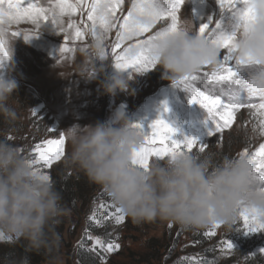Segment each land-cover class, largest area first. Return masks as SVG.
<instances>
[{
  "label": "clouds",
  "instance_id": "obj_1",
  "mask_svg": "<svg viewBox=\"0 0 264 264\" xmlns=\"http://www.w3.org/2000/svg\"><path fill=\"white\" fill-rule=\"evenodd\" d=\"M189 2L184 0V4ZM253 7L255 22L236 34L237 54L251 58L246 65L249 76L240 85L247 94L264 96V0H253ZM107 38L105 32L80 49L85 57L81 76H92L97 61L109 60ZM153 55L156 67L173 83L205 65L218 69L222 59L221 49L200 34L188 14H178L176 30L154 42ZM134 78L120 72L108 79L104 90L110 95L118 91L134 94L130 85ZM17 88L14 79L0 75V114L8 120L16 117L7 101ZM136 125L122 105L109 121L62 129L70 145L64 165L82 170L136 222L160 218L198 229L214 224L231 227L244 207L264 215V190L252 178L255 164L250 155L241 151L217 161L215 153L184 152L153 160L145 169L133 162L134 150L145 142L144 132ZM31 159L20 147L0 139V242L26 240L30 250L47 251L48 264H63L54 226L67 209L51 176L38 170Z\"/></svg>",
  "mask_w": 264,
  "mask_h": 264
},
{
  "label": "rangeland",
  "instance_id": "obj_2",
  "mask_svg": "<svg viewBox=\"0 0 264 264\" xmlns=\"http://www.w3.org/2000/svg\"><path fill=\"white\" fill-rule=\"evenodd\" d=\"M132 3L133 0H123L117 16L126 15ZM160 3L165 9H171L175 0H160ZM179 14L193 17L197 28L203 23H209L210 18L213 21H222L225 25L233 22L232 14L221 10L218 0H190L183 5ZM71 19L79 22L81 16L77 15ZM83 19L88 23L86 13ZM68 20L69 18L65 17V25ZM161 26L163 22L158 23L154 30H159ZM212 27L214 23L210 25V28ZM11 30L32 33L36 28L29 22H22L19 25H12ZM64 35L58 33L53 25L42 24L39 36L33 37L30 41H25L23 36L10 38L8 44L10 58L0 68V75L14 79L18 84L16 92L10 96L7 103L16 113L13 141L20 148L26 147V154L31 153L35 144L44 139L55 138L53 133H59L74 124L84 126L97 121H109L122 105L126 106V111L134 123L143 125L145 132H150V125L163 117L177 129L176 139L194 137L207 143L208 147L202 153H215L217 161L225 155H237L245 147L255 150L259 144L264 143V137L260 135L255 138L250 134L246 136V133L253 132V127L257 124V118L250 110L244 109L237 113L234 125L222 133L223 139L220 143L216 136L209 135L210 131L214 130L215 124L207 110L199 103L191 102L187 91L164 78L162 69L156 67L142 74L133 69H118L111 54L112 45L116 40V29H113L107 38L106 50L109 60L97 61L96 71L92 76H81V65L85 57L80 52L81 48L87 47L91 37L88 36L86 41L75 44L74 55L68 54L62 58L60 48L64 43ZM221 51L223 58L224 53L223 50ZM229 64L237 72L239 80L247 79L250 72L248 66H237L235 60L229 61ZM120 72L135 77L130 81L134 94L118 91L115 95H110L105 92L103 85ZM89 75H91L90 71ZM227 91L226 100L238 99L244 102L248 99L247 91L240 84L230 83ZM69 151L70 145L66 144L65 154ZM192 153L202 154L196 150ZM64 157L55 166L64 165ZM66 168L72 173L79 170L74 167ZM100 190L103 199L91 203L89 216L83 218L79 230H74L73 226L72 233L65 234V243L59 250L63 264H76L74 253L86 237V229L89 228L90 222L96 226L95 230L88 232L91 246L103 252L105 257L100 264L112 262L130 264L133 253L152 256L155 251L147 244V241L152 239L160 240L159 243L164 247L161 261L155 264H198L201 258L208 259L207 256L211 254L209 250L213 248L217 252L215 256L219 255L221 262V259H228L231 256L221 252V241L227 239L233 243L235 250L240 252L243 261L245 256L264 249V230L247 233L242 227V221L231 227H219L216 235L211 237L204 235L210 227L189 229L160 218L143 224L141 226L143 230L140 232L128 230L126 221L129 216L125 215V221L116 224L99 208L101 203L108 205L114 203L103 187ZM92 216H95V220L90 219ZM96 231L106 236L105 241L103 240L105 244L118 242L119 250L106 252L96 246L94 242L97 237ZM257 256L264 259L262 256ZM254 257L256 256L249 258Z\"/></svg>",
  "mask_w": 264,
  "mask_h": 264
},
{
  "label": "snow or ice",
  "instance_id": "obj_3",
  "mask_svg": "<svg viewBox=\"0 0 264 264\" xmlns=\"http://www.w3.org/2000/svg\"><path fill=\"white\" fill-rule=\"evenodd\" d=\"M218 3L221 10L232 14L233 22L225 25L222 21H213L210 18L209 23L201 24L198 29L202 36H207L211 43L223 50L220 67L210 69L207 65L202 66L198 72L175 81L174 85L187 91L191 102L199 103L207 110L215 124L214 130L210 131L209 135L216 136L220 143L223 139L222 133L234 125L237 113L244 109L250 110L257 118L253 131L264 137V96L249 92L248 99L244 102L238 99H225L226 89L230 83L241 84L237 72L230 66L229 61L235 60L237 66L251 63L250 57L246 59L237 54L235 41L239 29L247 28L256 20L253 0H218ZM122 4L123 0H43V2L42 0H0V68L10 58L8 49L10 38L23 36L25 41H30L33 37L39 36L42 24H51L58 33L65 34L64 43L60 48L62 58L68 54L74 55L75 44L86 41L88 36L95 39L105 32L109 34L116 29V40L111 48L116 67L121 70L133 69L135 72L155 69L157 63L153 55L154 42L159 37L176 30L178 14L184 5V0H175L171 9H165L160 0H133L127 14L118 17L117 13ZM85 13L88 23L83 19ZM77 15L81 16L79 22L71 19ZM65 17L69 18L66 25ZM22 22L35 25L36 31L28 33L11 30L12 25H19ZM160 22H163V26L159 30H154ZM213 23L214 27L210 28ZM201 85L204 87L202 88ZM165 111H167L166 106ZM136 127L144 132L145 142L138 150H134L133 162L145 169L153 160H164L177 153H192L194 150L202 153L208 147L207 143L194 137L176 139L177 129L163 117L150 125V132H145L141 124H137ZM53 134L55 138L44 139L35 144L29 154L32 158L31 163L45 175H50V170L65 155L66 137L62 132ZM217 134L221 135L217 136ZM241 154L251 156L255 164L252 178L264 190V143L259 144L255 150L245 147ZM99 208L116 224L125 221L123 210L115 203L111 205L101 203ZM90 219L95 220V216ZM238 221L243 222L242 227L247 233L264 230V215L247 207L241 209ZM219 227L221 225L214 224L205 231L204 235L215 236ZM94 242L106 252H114L120 248L118 242L105 244L99 236L95 237ZM234 250L235 247L230 240L221 241L223 254H232ZM257 255L264 257V249L245 256V259ZM198 264H217V261H206L201 258Z\"/></svg>",
  "mask_w": 264,
  "mask_h": 264
},
{
  "label": "trees",
  "instance_id": "obj_4",
  "mask_svg": "<svg viewBox=\"0 0 264 264\" xmlns=\"http://www.w3.org/2000/svg\"><path fill=\"white\" fill-rule=\"evenodd\" d=\"M15 125V120H8L3 114H0V139H7L8 142L16 145L13 141ZM26 149V147H21L22 151H27ZM49 174L55 184L56 190L61 194L62 205L67 209V213L54 226V231L60 237V250L66 240L65 234L72 233L71 228L73 226L74 230H79L83 218L89 216L91 203L95 200L103 199V194L101 193L100 185L91 182L82 170L72 173L64 165H57L50 170ZM129 218L126 221L128 230L140 232L143 230L141 226L148 224V221L136 222L132 218ZM95 227V224L90 222L89 228L86 229V237L75 250L74 258L76 264H100L102 260H105L104 253L91 246L90 234L88 232ZM96 232L97 236L105 241L106 236L98 234V231ZM155 240L147 241L150 248L155 251L152 256H141L133 253L131 254L132 262L130 264H155V262H160L161 252L164 247L159 243L160 240H156L157 244H153ZM203 244L206 245L207 242H203ZM209 252L212 255L207 256L208 259L206 261H217V264H264V259L258 256L247 260L244 259L243 261L238 250H235L228 259H221V262H219V255L215 256L217 252L214 248L210 249ZM24 259L28 261V264H48L49 257L46 250L40 252L30 250L28 242L23 239L0 242V264H20ZM110 264L116 263L112 262Z\"/></svg>",
  "mask_w": 264,
  "mask_h": 264
}]
</instances>
